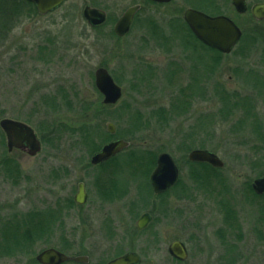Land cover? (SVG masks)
Segmentation results:
<instances>
[{"label":"rangeland","instance_id":"rangeland-1","mask_svg":"<svg viewBox=\"0 0 264 264\" xmlns=\"http://www.w3.org/2000/svg\"><path fill=\"white\" fill-rule=\"evenodd\" d=\"M247 1L251 5L261 0ZM135 3L141 4L139 20L128 34L116 36V20ZM154 3L67 0L45 15L23 14L10 22L13 27L6 29V38L0 41V119L28 123L42 147L36 155L19 149L8 152L0 128V228L32 209L45 215L54 213L55 225L35 239L26 254L0 253V264H33L30 261L35 255L48 247L71 256L87 255L86 264H104L130 251L141 256L140 264H264L262 201L246 187L264 169V163L250 165L255 158L253 145H261L264 153V142L249 126L239 123L246 111L242 104L247 103L264 130V84H259L264 83V19L237 13L231 0ZM86 4L105 10L106 22L96 28L88 25L82 16ZM187 7L227 15L247 37L242 34L230 53L216 55L177 24L184 21ZM211 60L214 68L207 71L208 77L203 76ZM99 66L107 68L122 89L115 104H104L95 86L94 72ZM147 67L152 70L149 83L143 73ZM218 84L231 94L227 116L222 113L223 101L214 93ZM185 86L189 93L197 90L187 100L181 94ZM183 99L187 104H180L186 109L181 106L167 123L153 118L132 136L127 134L131 112L170 109ZM203 118H212L211 123L200 128L196 123ZM108 123L115 127L111 136L107 135ZM89 128L99 132L91 134L99 145L91 153L79 141L80 132ZM191 131V149H209L224 161L219 169L226 178L225 189L218 187L217 193H209L192 181L189 170L195 167L187 155L191 149L185 151L180 144ZM118 138L130 145L115 160L130 149H143L151 152L153 164L146 175L125 171V165L109 169L106 180L111 184L106 195L113 199H104L97 183L112 162L103 168L91 167L89 158L103 144ZM163 151L174 157L180 175L168 194L159 197L152 191L149 176ZM4 160L16 164L19 172L10 175ZM79 181L85 183L88 194L83 204L73 200ZM180 181L182 186L176 187ZM139 183L145 190L147 187L146 193L139 192ZM223 200L225 209H232L230 214L222 207ZM144 212L151 220L139 229L137 221ZM175 239L187 246L184 261L168 253L167 247ZM62 264L84 263L70 260Z\"/></svg>","mask_w":264,"mask_h":264},{"label":"water","instance_id":"water-1","mask_svg":"<svg viewBox=\"0 0 264 264\" xmlns=\"http://www.w3.org/2000/svg\"><path fill=\"white\" fill-rule=\"evenodd\" d=\"M34 4L38 14L45 15L59 8L67 0H27ZM159 3H167L172 0H152ZM237 13H245L248 9L250 14L257 20L264 19V1L255 2L248 7L245 0H231ZM141 4L135 3L126 7L116 20L113 32L116 36L122 37L129 33L136 13L140 10ZM82 16L90 26H100L107 20L105 10L84 5ZM183 19L195 35L203 44L212 47L224 54L230 53L238 41L241 39L243 31L240 26L229 16L224 14L210 15L194 7H187L183 11ZM94 82L98 91L102 94L104 104H115L122 96V89L111 76L107 68L99 66L94 72ZM0 128L6 138V148L8 152L13 149L25 151L29 155H36L42 147L40 138L35 130L26 122L4 117L0 119ZM110 133L115 131L112 123L107 124ZM130 145L128 140L118 138L103 144L99 151L95 152L90 162L99 164L109 159L116 153ZM188 159L192 162H205L214 167L221 168L224 161L213 151L206 148H193L188 152ZM180 175L179 166L174 157L167 151L160 152L156 158V165L152 170L149 181L152 191L155 194L162 193L173 187ZM255 191L264 192V175L257 177L253 182ZM87 199L83 182L78 184V190L74 196L75 202L83 204ZM151 220L148 212L141 214L137 221L139 229L144 228ZM171 257L183 261L188 256L185 243L179 239L170 242L167 247ZM39 264H62L69 260L79 263H88L90 258L87 255H68L55 247H48L39 251L35 255ZM141 256L137 252H126L115 257L104 264H140Z\"/></svg>","mask_w":264,"mask_h":264},{"label":"trees","instance_id":"trees-1","mask_svg":"<svg viewBox=\"0 0 264 264\" xmlns=\"http://www.w3.org/2000/svg\"><path fill=\"white\" fill-rule=\"evenodd\" d=\"M145 1L154 3L151 0H145ZM155 3H157V2H155ZM160 4H163V3H160ZM140 10H139V12H140ZM139 12L136 14L134 22H137V20H139L137 18ZM23 14H30V15L37 14L35 6L27 0H0V41H3L6 38L5 31L7 33V30L13 27V25L10 26V22H12V21L16 22L17 19H20ZM177 24H179L183 27L184 33H186L188 31L190 36L195 37L194 34L192 33V31L189 29V27H187V25L184 21H181L180 23H177ZM177 24L175 23L174 28H176ZM93 28H96V27H93ZM243 37H244V34H243ZM246 37L247 36H245L244 38H246ZM250 38L255 39V37H248V40ZM204 46H206L207 48H211L215 52L216 55L221 54V52H219L218 50H216L212 47H209L207 45H204ZM211 56L215 57L214 55H211ZM211 61H212V63H210L208 66L205 65L207 67V70H205V73L202 74L203 76L205 75L206 77H208L207 71L214 68V66L212 65L214 60H211ZM134 73H136V71H134ZM143 73H144V75H146L148 77L147 83H149V76H151L152 70L149 67H147V69ZM137 79L142 80L143 76H141V77L138 76ZM260 84H262V83H260ZM187 86H189L188 87L189 89H191L193 87V85H191L190 82H189V84H187ZM219 86L220 87L215 88L214 93L217 94L218 97H220L221 101H223L222 113H223V116H227V115H229V113L231 111V106H232V104L230 102L231 101V94H230V92L223 89L222 85H219ZM186 89H187L186 86L184 88L183 87L181 88V94L183 95V97L186 98V100H187V97L190 96L191 93H193V92L195 93L197 91L196 90V91L189 93V91ZM246 101H249V100L246 99ZM180 102H182L185 105L187 104V102L183 99L181 101L178 100L177 103L174 102L175 103L174 106L170 109H168L166 107H157L156 109L151 110L147 114H144L138 110H136V112H134V113L131 112L130 113L131 123L128 126L127 134L132 136L133 133L136 132L142 125H144L145 123H148L153 118H157L160 122H163V123L166 122L167 123L168 120L171 119L168 117H170V115L179 113L178 110H181V106L186 109V107L184 105L180 104ZM241 102H243V101H241ZM242 105L245 106L246 111L244 113V116L242 117L243 119H241V121L239 122L240 126H244V125L249 126L251 128V130L256 132L257 138L262 137L261 141L263 143L264 142V130L263 131L260 130V127H258V125H257V123H259V122H257L258 116L255 113L251 114L250 109H249V107L253 108V106L250 104H247V103H243ZM250 116H252V118H250ZM157 119H155V120H157ZM211 119L212 118H209L207 121L206 118H203V119L199 120L196 124L200 128H204V127H206V125L208 123H211ZM223 119H225V118H222V120ZM220 122H222V121L220 120ZM193 128H195V127H192V129ZM89 129L84 130L82 133L80 132L79 141L86 147V150L89 153H91L93 150H96L99 147V145L95 142V138H91V134L93 132L97 133L96 131H98V130H97V128H93V129L89 128ZM193 133H194V131L187 132L185 135V139L182 138L183 141L181 140L180 144H181V148L183 150L188 151L193 146V144H192L193 138H191ZM97 134H99V132ZM107 135L111 136V133H109ZM42 140H46V138L43 137ZM76 141H78V140H76ZM262 149H263V147H261V145H258V144L253 145V150L255 151L254 152L255 158H254V160L253 159L250 160V161H252V163H250V165L253 168L256 167V165L262 166L261 164L264 163V153H262ZM153 159H154V157H152V154L149 150L130 149V150L126 151V153L123 154V156L117 158L116 160L113 157L110 160H108L106 163H104V164H107L109 162H112L111 165L106 167L107 169L105 168V171H109V169L113 170V168H117V167H120L121 165H125V171H129V170L133 169V170H137L136 173L144 172V174L146 175V174H148L150 168L152 167ZM121 161H123L124 164ZM191 165H193L195 168H193V169L191 168L189 170L190 177L192 178V181L195 183V185L197 187H199L200 189L205 188V191H207L209 193H213V192L217 193L218 187L222 188V189L226 188V185L224 183V180H226V178L222 175V173H220L221 169L214 168V167H212L209 164L204 163V162H191ZM4 166H5V169L9 170L10 175H11V173L17 174L19 172L18 166L16 164L10 165V163L9 164L5 163V160H4ZM263 173H264V169H261L260 171L257 172L258 175L263 174ZM107 176L108 175L106 174V175L100 176V178L98 179L99 183H97V184H98L99 195H100V197H103L104 199L105 198L113 199V196H107L106 195V193H108V188H110V184H111V183H109L110 182L109 180L108 181L106 180ZM127 183H128V181H127ZM177 186H182V181H180L176 185V187ZM247 186L248 185L246 184V187ZM248 187H247V189H248ZM138 188H140V191H139L140 193H146L147 187L145 190L144 186L143 187L141 186V183H139ZM175 188L173 190H175ZM173 190H171V191H173ZM167 194H168L167 191H165L161 194H158V196L163 197ZM253 194L255 195L254 192H253ZM120 196H123V195H120ZM256 196H257V194H256ZM142 200L144 201V197L142 198ZM133 204H135V203H133ZM132 207H133V205H132ZM222 207L224 208V210L226 212H228V214L231 213V210H232L231 208L229 210L225 209L227 207L225 200H223ZM20 214L21 215H19L18 217L12 218L13 222L11 220H9V221H7V223H5V225H3L0 228V253L1 254H5V255H9V256L14 255V254H26V252L28 251V248L32 244V242H34V240L37 239L38 237L43 236V234L46 233V230H50V228L55 225V216H54V213H51V212L48 215H45L42 211L32 209V210L26 212L25 214L24 213H20ZM30 262L33 264H39L35 258L32 259Z\"/></svg>","mask_w":264,"mask_h":264},{"label":"flooded vegetation","instance_id":"flooded-vegetation-1","mask_svg":"<svg viewBox=\"0 0 264 264\" xmlns=\"http://www.w3.org/2000/svg\"><path fill=\"white\" fill-rule=\"evenodd\" d=\"M246 1V3H247V5H248V7H250V5H249V2L247 1V0H245ZM261 1H264V0H261ZM255 2H260V1H255ZM254 2V3H255ZM232 4V3H231ZM253 4V3H252ZM233 6V5H232ZM233 8H234V6H233ZM235 10V9H234ZM245 13H250L249 12V9L245 12ZM133 22H134V20H133ZM133 25V24H132ZM131 28H132V26H131ZM260 84V83H259ZM262 84H264V83H262ZM255 85V84H254ZM264 87V86H263ZM112 134H114V132L112 133ZM101 148V147H100ZM100 148L97 150V151H99L100 150ZM97 151H95V152H97ZM122 151V150H121ZM120 151V152H121ZM94 152V153H95ZM93 153V154H94ZM93 154H91V156L93 155ZM117 154H119V152L118 153H116L114 156H112V157H110L109 159H106V160H104V161H102L101 163H99V164H92L91 162H90V158H91V156H90V158H89V163H90V165H91V167H102L103 166V164L104 163H106L108 160H110L111 158H113V157H115ZM103 168V167H102ZM101 168V169H102ZM106 174H108V172L106 171ZM262 175H264V173L263 174H261V175H258L257 177H260V176H262ZM257 177H255V178H253L252 180H251V182H250V186L248 187V191H249V193H251L252 195H254L253 194V192L255 193V195L257 194V198L260 200V201H262L260 204H261V211H263L264 212V192H261V193H259V192H257V191H255L254 190V188H253V182H254V180L257 178ZM80 182H83V181H79L78 182V184L80 183ZM83 184H84V188H85V192H86V194H87V191H86V186H85V183L83 182ZM77 190H78V186H77ZM76 194V193H75ZM75 194H74V196H75ZM88 195V194H87ZM73 200H74V197H73ZM74 202H75V200H74ZM86 202V201H85ZM75 203H77V202H75ZM77 204H79V203H77ZM260 221H261V225L263 226L264 225V218L262 217V218H260ZM262 239H264L263 237H262ZM187 247V246H186ZM187 251H188V249H187ZM186 260V259H185ZM184 261V260H183Z\"/></svg>","mask_w":264,"mask_h":264}]
</instances>
